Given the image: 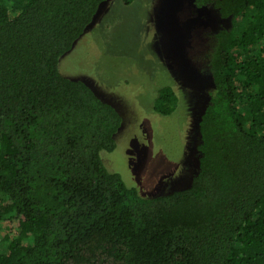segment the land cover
<instances>
[{
    "label": "trees",
    "instance_id": "trees-1",
    "mask_svg": "<svg viewBox=\"0 0 264 264\" xmlns=\"http://www.w3.org/2000/svg\"><path fill=\"white\" fill-rule=\"evenodd\" d=\"M104 1L0 0V264H264V0L193 1L229 27L196 174L153 199L101 161L119 113L57 69ZM177 105L157 90L155 113Z\"/></svg>",
    "mask_w": 264,
    "mask_h": 264
},
{
    "label": "rangeland",
    "instance_id": "rangeland-1",
    "mask_svg": "<svg viewBox=\"0 0 264 264\" xmlns=\"http://www.w3.org/2000/svg\"><path fill=\"white\" fill-rule=\"evenodd\" d=\"M194 0H106L58 59L61 76L84 83L121 116L105 168L143 199L187 189L196 174L198 121L211 93L209 61L227 20ZM178 97L169 116L154 112L156 92Z\"/></svg>",
    "mask_w": 264,
    "mask_h": 264
}]
</instances>
